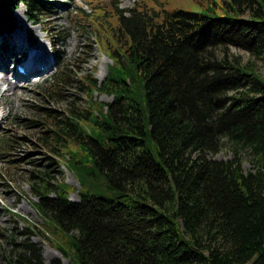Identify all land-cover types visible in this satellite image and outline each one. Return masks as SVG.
Masks as SVG:
<instances>
[{"label":"trees","instance_id":"1","mask_svg":"<svg viewBox=\"0 0 264 264\" xmlns=\"http://www.w3.org/2000/svg\"><path fill=\"white\" fill-rule=\"evenodd\" d=\"M107 1L78 10L81 35L112 60L106 77L76 79L63 63L44 93L89 96L71 95L64 112L37 107L43 144L79 183L31 172L45 233L66 264H264V0L227 2L239 17ZM54 4L0 0V33L18 26L21 5L36 25ZM232 46L248 61L230 59ZM226 142L232 157L216 159ZM31 228L8 235V264H44Z\"/></svg>","mask_w":264,"mask_h":264},{"label":"rangeland","instance_id":"2","mask_svg":"<svg viewBox=\"0 0 264 264\" xmlns=\"http://www.w3.org/2000/svg\"><path fill=\"white\" fill-rule=\"evenodd\" d=\"M53 1L55 4L52 12L44 16V21L41 24L35 25L27 20L24 14L26 10L24 5L15 11L18 28L23 31L26 30L27 34L30 33V35L34 33L33 37L35 36L36 42L38 38L45 37L46 42L53 44V50L50 52L56 62L45 74L37 77L34 75H29L28 78L22 77L19 83L21 86L16 87L15 91L8 92L3 97L1 92L0 109L7 112V117L0 121V141L6 137L16 142H13L11 147H0V264H8L6 256L12 248L7 238L10 232L14 233L15 239L17 236L20 239L22 238L20 232L28 227H32L31 229L36 233L31 236V240L42 246L44 264H51V260L58 257L64 258L65 263L68 262L63 253L56 247L55 241L51 240L49 234L44 231L42 217L35 205L38 196L34 193L30 176L31 172H34L38 175H44L51 183L65 180L77 187H79V183L73 173L64 166L62 157L51 153L50 149H47L43 144L41 131L45 129L47 120L38 115L37 107L41 104L42 107L64 112L73 97L71 95L82 100V102L89 96L87 90L82 91L75 86H71L67 90L65 97L69 98L68 100L61 101L56 94L49 96L44 93V87L48 80L57 73L63 63L69 64L68 67L76 79L85 75L99 82L104 80L107 75V67L112 63L100 45L95 43L96 40L93 39V36L81 35L78 28L79 21L83 20L81 16L79 17L78 10L83 8L87 12L93 11V7L102 3L103 0ZM91 1L93 2L91 3ZM230 1L232 0H122L121 7H134V5L141 3L151 7L150 11L153 10L152 8H165L168 11L180 8L190 11H204L212 15L226 13L233 17L241 16L238 11L235 12L227 4ZM108 2L109 0L106 3ZM1 35L3 36V34ZM6 42V39L0 42V69L5 71H0V89L8 86V82L5 83L1 78L14 81L17 76L16 71H18L17 65L21 64L25 58L20 50L7 52L5 50ZM84 42H86V46H84ZM218 52L219 54L224 53L222 49H219ZM228 54L230 59H233L235 55H240L244 62L250 58L249 52L234 46L229 47ZM70 63H75V65L71 66ZM258 66L259 70L263 72L262 62H259ZM14 92H19L20 97L17 98ZM94 97L105 102L112 101V97L106 94L100 95L96 92ZM35 118L44 123L35 124L31 121ZM243 156L244 170L254 169L249 155L244 153ZM50 157L60 159V162L56 160V163L50 165ZM214 157L216 159L231 158L230 143L226 142ZM45 172L49 173L50 176L45 175ZM71 198L76 200L78 193H72Z\"/></svg>","mask_w":264,"mask_h":264},{"label":"bare ground","instance_id":"3","mask_svg":"<svg viewBox=\"0 0 264 264\" xmlns=\"http://www.w3.org/2000/svg\"><path fill=\"white\" fill-rule=\"evenodd\" d=\"M44 26V25H42ZM3 34V33H2ZM48 36V35H47ZM28 34L26 30H21L20 28H14L12 30L8 31V34H3V36L0 33V42L1 40H7L6 42V51L11 52V51H22V56L23 62L22 65L26 68V73H21L20 71H16V78L14 81L11 79L8 80V78L2 77L1 80H4L5 83L8 82L7 88L0 89V97H1V92H2V97L6 95V93L15 91V88L18 87L20 84V80L22 77H26L31 75V76H40L42 74H45L50 71V69L55 65V58L51 54V49L49 50L48 47H50V44L46 42V39L38 38L36 43H31V38L30 40L28 39ZM47 43V44H46ZM56 43V42H55ZM53 45V44H52ZM52 48V47H51ZM7 69V68H5ZM1 72L3 69H0ZM33 77V78H35ZM16 80V81H15ZM19 80V81H18ZM31 80V79H30ZM21 86V85H20ZM17 96V98L20 97L19 92H14ZM2 99H0V103ZM5 104V103H4ZM4 106V105H3ZM1 107V106H0ZM7 117V112H3L0 109V121L5 119Z\"/></svg>","mask_w":264,"mask_h":264}]
</instances>
